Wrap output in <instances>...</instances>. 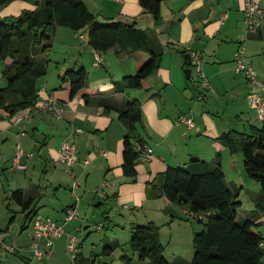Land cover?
Instances as JSON below:
<instances>
[{"label": "crops", "instance_id": "crops-1", "mask_svg": "<svg viewBox=\"0 0 264 264\" xmlns=\"http://www.w3.org/2000/svg\"><path fill=\"white\" fill-rule=\"evenodd\" d=\"M82 1L101 22L136 23V27L147 31L154 49L163 55L161 64L147 80L146 89L116 93L114 84L135 74L142 53L121 52L117 48L96 51L88 43L87 30L57 29L47 43L50 48L39 56L48 65L46 75L37 81V89L38 103L54 98L64 104L62 117L33 109L14 123L13 117L0 108V190L8 188L10 196L21 190L26 199L32 200L25 212L16 203L22 214L18 219L15 213L9 217L8 225L0 228L6 234L5 242L15 246L18 249L16 255L28 264H57L60 253L57 258L54 253L62 247L68 253L69 239L83 230L89 233L87 229L93 224H103L101 230L104 231L114 225V231L108 233L114 235L112 244L120 246L119 237L124 236L126 240L132 236L135 226L154 223L160 227L161 242L167 240L172 248L175 259L171 262H191L183 256L193 248L194 235L204 229L202 226L198 231V226L193 223L206 221L209 217L194 219L191 212L180 205H172L167 210L163 199L147 198L146 186L168 167L185 169L194 161L215 163L218 158L230 185L238 188L240 194L247 186L243 158L232 155L219 138L233 130L249 132L251 127L263 125L250 107L247 96L258 93L264 97V20L262 31L248 32L244 0H165L161 10L163 23L157 27L152 15L140 5V0ZM260 3L264 9V0ZM35 9V0H15L0 7V22ZM239 46L245 48V56L263 86L235 71L234 56ZM193 52L204 54L203 72L211 85L205 101L197 99L202 91L198 79L193 82L194 89L189 85V80L193 81L196 74L192 72L191 78L186 76V70L191 69L186 55ZM96 53L101 54V62L97 65ZM11 62L8 59L0 63V89L9 85L4 70ZM81 68L88 72L87 84L72 96L71 83L63 77L68 70ZM127 100L141 103L143 123L137 127L139 140L150 146L154 154L150 161H137L136 178L125 177L122 170L127 132L118 109L124 107ZM213 113L215 117L211 116ZM181 116L192 119L193 127L181 124ZM68 141H73L76 146L74 178L58 161V151ZM19 150L23 152L21 164L26 166L25 169L13 165ZM85 160H89L86 166ZM75 182L79 184L76 188ZM104 182L110 183L106 201L96 192ZM48 189H54L52 198L46 195ZM38 197L40 204L36 201ZM69 207L76 209L78 217L64 225L65 234L55 241L52 256L35 258L31 250L34 242L30 234L31 220L41 217L63 223ZM7 208L12 211L11 204ZM260 221L263 226L264 218ZM105 240H108L107 235ZM80 242L76 264H92L95 257H107L102 255L103 250L97 256L93 251L86 255L85 245ZM37 243L41 250L47 251L44 239ZM134 257L138 258L137 253Z\"/></svg>", "mask_w": 264, "mask_h": 264}, {"label": "trees", "instance_id": "trees-1", "mask_svg": "<svg viewBox=\"0 0 264 264\" xmlns=\"http://www.w3.org/2000/svg\"><path fill=\"white\" fill-rule=\"evenodd\" d=\"M13 1L0 0V7ZM164 1L140 0L157 27L163 23ZM35 5V10L23 11L18 17L0 22V63L12 60L4 70L9 85L0 89V108L10 117L38 102L37 81L46 75L48 65L39 56L50 48L47 43L60 27L75 32L87 30L88 43L96 51L117 48L121 52L142 53L135 74L114 84L116 93L146 89L147 80L159 69L163 55L154 49L149 33L136 27V23L101 22L82 0H35ZM63 79L71 83L72 96H75L85 88L88 72L83 68L68 70ZM118 111L127 132L123 145V174L136 178L139 155L133 143L139 140L137 127L143 123L142 106L137 100H127ZM219 140L232 155L242 156L246 176L260 185L261 191L254 198L256 209L239 216L240 190L227 182L220 158L215 163L194 161L185 169L168 167L147 184V198L163 199L167 210L172 205H180L191 213L212 212V215L206 222H199L204 229L194 235L191 262H167L163 256L160 227L156 224L135 226L130 246L140 260H148L150 264H264V249L260 246L264 238L258 231L262 226L260 219L264 218V123L261 127H251L249 132L223 133ZM181 196L186 202L181 201ZM11 198L23 212L32 203L21 190L12 192ZM118 246H106L102 255H112ZM96 260L98 257L92 264ZM123 261L131 262L126 256Z\"/></svg>", "mask_w": 264, "mask_h": 264}, {"label": "built area", "instance_id": "built-area-1", "mask_svg": "<svg viewBox=\"0 0 264 264\" xmlns=\"http://www.w3.org/2000/svg\"><path fill=\"white\" fill-rule=\"evenodd\" d=\"M121 2L122 0H110ZM244 14H245V26L248 32H258L262 31V23L264 20V9L261 6L260 0H244ZM222 20L225 21L226 17L223 16ZM101 62V54L96 53V62L95 65ZM203 63H204V54L201 52H193L191 54V70L196 74L198 79V83L202 88V91L198 94L197 99L200 101H205L207 99V93L211 89L210 82L206 75L203 72ZM234 68L237 73L243 74L250 82L257 84L259 86H263L261 82L258 80V75L248 61L245 56V48L243 46H239L238 50L234 56ZM247 101L250 107L256 112L257 118L260 122L264 123V97L259 95L258 93H251L247 96ZM37 109L40 111L48 112L53 116L60 118L62 117L65 106L63 103L58 102L54 98H50L49 100L43 103H36L33 107L27 108L23 111L18 112L12 118V122L16 123L22 120L26 113L29 111ZM179 122L188 127H193V120L186 117L181 116ZM77 132H82V130L77 129ZM135 151L138 153L139 158L138 161H150L154 158L153 149L145 144L141 140H136L134 143ZM102 155H105V152H100ZM23 156V152L21 150L15 153L13 158V165L20 169H25L26 166L21 164V158ZM58 161L64 166L67 174L71 175L74 178V174L72 172L73 167L77 164L76 158V146L73 141H68L64 143L61 149L58 151ZM89 160L84 161V165H88ZM78 182H75L74 187H78ZM110 187L109 182H104L99 188H97V195L102 200H107V190ZM212 215V212H203V213H191L192 218L198 220H204ZM78 217V213L74 207H69L65 212L64 222L57 223L51 221L50 219H44L41 217H35L31 220L32 232L30 233L33 238V244L31 250L34 254L35 258L49 259L52 256V252L55 246V241L61 238L65 234L64 225L73 221ZM104 225L99 224L96 230L103 229ZM6 234L5 232H0V251L3 253L9 254H17L18 249L15 246L9 245L5 242ZM44 239L46 241L47 251H43L40 249L39 244L37 243L39 240ZM260 246L264 249V240L260 243ZM68 253L70 254L72 264H76L77 256L80 251V244L77 237L72 236L67 245Z\"/></svg>", "mask_w": 264, "mask_h": 264}, {"label": "rangeland", "instance_id": "rangeland-1", "mask_svg": "<svg viewBox=\"0 0 264 264\" xmlns=\"http://www.w3.org/2000/svg\"><path fill=\"white\" fill-rule=\"evenodd\" d=\"M196 78L197 77L194 76L193 81L189 80V85H190L191 89H194L193 82L195 83V81H197ZM211 116L215 117L216 114L213 113ZM237 156H239V158L242 159L241 155H237ZM10 172L13 173V171H10ZM16 172H20V171H16ZM243 175H244V178L247 180V186L243 189V191H241V194L239 195V197L237 199L241 203V205L239 207V216L246 215V214L250 213L251 211H253V209H254V204H253L254 198L261 191L260 185L258 183L248 179V177L246 176V174L244 172V169H243ZM44 192H45V190H44ZM64 192L68 193L69 191L64 190ZM53 193H54V189H52V191L50 189H48V192L46 193V195L48 194V196L50 198H52ZM27 199H29V198L27 197ZM36 201L40 204L41 199L38 197V199ZM8 204H11V207H12L11 212L8 211V208L6 209V207H8ZM17 208L18 207H16L15 201L11 199L8 188H5V190H0V228H2V229L5 228L8 225L10 218L13 217L15 213L18 215V219L21 217L22 213ZM16 210H19V211H16ZM74 223H77V222L75 221ZM193 225L195 227L198 226V229H199L198 231H201L200 229L203 226L202 224H199L197 222H194ZM97 226H98V224L91 225L87 229L90 231L89 233H86L83 230V231H81L80 234H76V237H78V240H80L85 245L84 253L86 255H88L91 251H93L94 255L97 256L101 253V251L104 249V247H106L107 245H112V243H113L114 235H112L111 233H108V232H110L111 230L114 231L115 226L111 225L109 231L108 230L98 231V230H96ZM258 231L263 234V238H264V224H263V226L258 227ZM198 233H200V232H198ZM106 235L108 237V240H105ZM131 237L132 236H130V237L128 236V238H126V240L124 239V236L119 237V239H120L119 241H121L120 246L112 253V255L107 256V257H100L96 261L95 264H98L99 262H103V263L108 262L109 264L110 263H113V264H150V262L147 260L146 261H140L137 257H134L135 253H134V251H132L130 249V247L128 245ZM115 243H117V242H115ZM161 244L164 248L163 256L165 257L167 262L169 261V263H173L171 261H172V259H175V258H174L173 253H172V248L168 246V241L163 239ZM59 253H60V260H58V261L56 260L57 264H72L70 254L67 253L63 249V247L60 250H58L57 253H54L55 258H57V254H59ZM193 254H194V250L192 248L188 252L186 251V253L184 254L185 256H183V257L186 258V260L187 259L192 260L193 256H194ZM123 256L129 257L133 260L130 263H125L122 261ZM0 258H1L0 264H28L24 260L19 258L16 254L5 253V254L1 255V253H0ZM53 259H54V257H53ZM44 260H47V259H44ZM34 263H36V261H34ZM36 264H39V263L37 262Z\"/></svg>", "mask_w": 264, "mask_h": 264}, {"label": "water", "instance_id": "water-1", "mask_svg": "<svg viewBox=\"0 0 264 264\" xmlns=\"http://www.w3.org/2000/svg\"><path fill=\"white\" fill-rule=\"evenodd\" d=\"M186 58L188 60V63H190L191 62V55L187 54ZM186 76H187V78H191V76H192V70L191 69L186 70ZM180 199H181V201L186 202V198H184L183 196H181Z\"/></svg>", "mask_w": 264, "mask_h": 264}]
</instances>
